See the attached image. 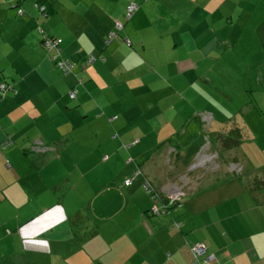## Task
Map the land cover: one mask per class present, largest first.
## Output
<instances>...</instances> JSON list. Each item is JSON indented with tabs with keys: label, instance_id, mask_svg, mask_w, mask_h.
I'll list each match as a JSON object with an SVG mask.
<instances>
[{
	"label": "crops",
	"instance_id": "0c3cea01",
	"mask_svg": "<svg viewBox=\"0 0 264 264\" xmlns=\"http://www.w3.org/2000/svg\"><path fill=\"white\" fill-rule=\"evenodd\" d=\"M130 2L139 6L126 20ZM263 23L264 0H0V79L13 88L0 101V143L10 139L0 153V264H264V188L247 181L264 174V103L245 86L247 76L264 87V73L242 55H264ZM110 31L118 36L106 43ZM42 33L61 38L71 72L46 58ZM88 53L101 59L84 67ZM241 63L251 71L230 74ZM204 75L241 86L236 109L203 113L217 132H242L237 164L251 177L157 172L153 150L181 119L198 128L185 82ZM40 140L54 151L34 152ZM145 178L158 196L184 185L181 206L152 214L162 201ZM195 242L205 246L197 262Z\"/></svg>",
	"mask_w": 264,
	"mask_h": 264
},
{
	"label": "rangeland",
	"instance_id": "374dc122",
	"mask_svg": "<svg viewBox=\"0 0 264 264\" xmlns=\"http://www.w3.org/2000/svg\"><path fill=\"white\" fill-rule=\"evenodd\" d=\"M242 55L245 61L248 62L249 64H252V62L254 61H258L260 70L264 73V55L259 53L258 56V54L252 52L251 53L244 52ZM246 67L247 66L244 63L239 64L237 68H232L230 66L231 69H229V72L230 74L237 75V74H241L242 69H245L246 72L251 71L248 70ZM212 70H214V67H212L211 70L208 71H212ZM219 71L226 73V71L222 70L221 68H219ZM256 77L257 75L255 76V80ZM259 83L260 85H255L252 79L249 82V78L246 76L245 86L247 88H251V90L253 91L252 93L257 96V99L262 100L264 103V94L259 93L257 90L258 88H260V91L261 90L264 91V87L262 81H260ZM177 84H179L180 87L184 86L183 81L179 83L175 82L174 86H176ZM185 90L187 95L189 92L190 93L194 92L196 95V98H188V101L186 103L185 108L187 111H189V113L195 112L194 114H198L199 112H203V111L211 112V110H215L219 112L218 110H220L219 108L220 106H224L226 111H229L228 108H230V106L231 109L233 108L236 109L240 103L238 102L237 92H240L241 86L236 84V82H231V81L218 82L217 79L211 80L209 76L204 75V76H199L197 79L192 78L191 80L185 82ZM205 94L211 97H200V96H204ZM227 94H229V97L227 96ZM186 115H188L187 112L185 113V116ZM190 119H191V122L189 123L190 125L187 126L188 122L185 123L184 118H182L179 124L180 128L178 127L179 131L175 132L174 134H171L173 136L172 141L165 143L164 148L159 147L153 150V152H155L154 159L155 161H157L158 164V166L155 167H159L157 170L159 174H169L170 176L174 174L175 177L177 175H181L185 178L191 177L192 179L194 177L197 176L199 177L200 175L205 174L207 175L208 178H210L211 182H214L216 180H221V179H228V180H233L235 178L238 179L237 178L238 176H241L244 179V177L250 174V172H253V170L251 169L252 167L249 166L246 163V161L245 164L247 165V167L245 168V171L241 172L240 175H234V173L228 171V165L229 163L232 162V160L230 161L227 158V155L229 156L227 151H223L221 147L215 150L211 148V147H216L217 145L220 146L218 142H216L217 144L215 145L214 144L215 141L213 140V135L218 131V129L220 130L219 124L218 126H216L214 125L215 123H213L211 128L210 125L207 127L199 117L197 118L198 128L195 132H193L194 128L192 127L193 126L192 123H194V126H197V121L193 117H191ZM192 138L194 139V142L191 144ZM136 139L138 140H134L132 144L139 142V138ZM150 142L152 143L154 141L151 140ZM158 144L160 145V143ZM199 145H201L200 146L201 149L199 150L200 154L198 156L196 155L197 157L196 158L195 154L193 155L191 149ZM135 146L138 145H134L132 147ZM132 152L137 153L136 151L133 150ZM132 152L129 154L132 156L133 159H135L137 155L133 154ZM230 152L234 153L237 156L240 155V149L237 148L236 146L232 147ZM221 155H223V157ZM139 156H140V152H139ZM203 159L209 163H205L204 165ZM237 162L238 161H235V163ZM191 164H194L196 166L193 168H189ZM218 164L219 167L216 170H213L218 166ZM239 165L241 164L239 163ZM209 166H211V169L209 168ZM147 180L149 181L151 186L155 187V192L158 193L159 192L158 190L160 188L154 185L151 180L149 179ZM263 180H264V175L261 173V175H258V177L254 178L253 180L248 179L247 181L248 184H250L253 183V181L262 182ZM166 188L168 187H165L164 189ZM152 201L157 202L158 200H152Z\"/></svg>",
	"mask_w": 264,
	"mask_h": 264
},
{
	"label": "trees",
	"instance_id": "16d2710c",
	"mask_svg": "<svg viewBox=\"0 0 264 264\" xmlns=\"http://www.w3.org/2000/svg\"><path fill=\"white\" fill-rule=\"evenodd\" d=\"M42 2L40 1V2H35L34 4H33V6L38 10V12L41 14L42 12H43V10H44V5L43 4H41ZM131 3V2H130ZM133 3H135V2H133ZM136 5H137V3H135ZM138 6L139 5H137V7H136V9L132 12V14L129 16V17H126V13H127V10L125 9V19L126 20H128V19H130V17L133 15V13L137 10V8H138ZM127 7V6H126ZM17 14H19V15H22L23 14V9L22 8H18L17 9ZM116 29L117 30H120L121 28H120V23L119 22H117V24H116ZM256 34H257V37H258V40H259V42H261L260 44H261V47L264 49V23L262 24V26L259 28H257L256 29ZM116 36H118V34L116 33V31H110L109 33H108V35H107V37H106V43H108V42H110L111 40H113ZM122 38V37H121ZM123 41H124V43H126V45H129L130 46V44H131V42H130V40L127 38V37H123V39H122ZM50 41V43H56V46H54L52 49H50L49 51H48V48H47V46L45 45L46 44V42H49ZM60 43H61V38H58V37H55V36H53V35H51V34H47V33H42L41 34V40H40V47L43 49V51H44V53H45V56H46V58L49 60V61H51V62H53L57 67H58V62H59V60H67L68 62H70V63H72L71 62V60L70 59H68V58H65L64 56H61V54H60ZM90 56H94L95 58L93 59V62L96 60V59H101V56H95L94 54H92V53H88L87 54V57H86V60L90 57ZM85 63V62H84ZM83 63V64H84ZM73 64V63H72ZM87 66V64H85V66L84 67H86ZM59 68V67H58ZM60 69V68H59ZM63 72V71H62ZM0 81H3V79H0ZM11 90H13V88H12V86H11V89L9 90V91H11ZM7 95V94H6ZM6 97V96H5ZM1 100H3V99H1ZM0 100V101H1ZM201 114H200V117L201 118H203V116L204 115H206L205 113H203V112H200ZM199 115V114H198ZM203 121V120H202ZM207 124H208V122H207ZM242 136H243V134H242V132H240V131H238L237 130V128L235 129V128H231V129H228L227 131H225V132H216L214 135H213V140L215 141V145L217 144L216 142H218L219 144H220V146H216V147H211L212 149H217V148H219V147H221L222 148V150L223 151H227V153L229 154V156L227 155V158L231 161L232 160V162L231 163H234L233 161H238V157H237V155H233V156H231L233 153H231L230 152V150L232 149V147H239V145H240V142H241V139H242ZM41 141V140H40ZM42 143H44L45 145H50V144H48V143H46V142H44V141H41ZM10 143V139L8 138V140H5V141H3L2 143H0V153H1V149L2 148H5L8 144ZM207 144V143H206ZM202 145V144H201ZM201 145H199V146H196V147H193L192 149H191V151H192V153H193V155L195 154H197L198 152H199V150L201 149L200 148V146ZM205 146V145H204ZM204 146H202V147H204ZM37 147V145L35 144V142H32V147L31 148H36ZM207 147H208V145H207ZM54 147H53V149L51 150V152L52 151H54ZM208 149H209V147H208ZM36 152H38V153H40L39 151H36ZM48 152H50V151H48V150H45V151H41V154H44V153H48ZM221 154V153H220ZM222 157H223V155H221ZM105 157V156H104ZM103 157V159H106L107 158V156H106V158H104ZM225 158V157H224ZM6 162V165H8V161L6 160L5 161ZM231 163H229V165H228V167L230 166V164ZM219 167V166H218ZM213 171V170H212ZM260 172H263L264 173V167L260 170ZM241 174V172L239 173V175ZM264 175V174H263ZM259 184H260V187H262V188H264V182L263 183H260L259 182ZM178 186V185H177ZM179 187H182V189L184 190V192H185V195L183 196V198L184 197H186V190L184 189V185H182V186H179ZM152 188H153V190H152V192H155V188H154V186H152ZM145 190V189H144ZM146 191V190H145ZM151 192V193H152ZM148 193V192H147ZM151 193H148V194H151ZM157 195L158 194H152V195H150V197H151V199L152 200H161L162 201V204L160 205L161 207H160V210H159V213L158 214H160V213H164V212H166L169 208H172V207H180L181 206V204H182V199L183 198H181L180 200H178V201H173V202H170V199L168 198V196H165V194L163 193V195H161V196H158L157 197ZM155 205V204H154ZM153 205V206H154ZM153 206L150 208V212L152 213V214H155L156 215V213H154V211L152 210V208H153ZM177 227H180L181 226V222H176V224H175Z\"/></svg>",
	"mask_w": 264,
	"mask_h": 264
},
{
	"label": "built area",
	"instance_id": "2783aa9c",
	"mask_svg": "<svg viewBox=\"0 0 264 264\" xmlns=\"http://www.w3.org/2000/svg\"><path fill=\"white\" fill-rule=\"evenodd\" d=\"M137 5L133 2L129 3L126 7L127 13H126V17H129L132 12L136 9ZM48 48V51L50 49H52L54 46H56V43H50L46 42L45 44ZM95 57L94 56H90L87 59L86 64H91L93 62V59ZM58 67L64 72V73H69L71 72L72 68H73V64L68 62L67 60H59L58 62ZM11 89V85L6 83L5 81H0V100L5 98L7 92ZM69 95L70 97H75L76 95V89H72L69 91ZM203 119L207 122V115L203 116ZM37 145L36 148H32L35 151H45V150H49L50 147H48L47 145H45L44 143H42L41 141H38L35 143ZM200 154V151L196 154L197 156ZM195 155V157H196ZM106 158V156L104 157ZM197 158V157H196ZM204 160V159H203ZM202 160V161H203ZM205 163H209L206 160L203 161V164L205 165ZM195 164V163H194ZM192 164V167H195L196 165ZM219 166V164H218ZM218 166L216 168H214L213 170H216L218 168ZM209 168L211 169V166H209ZM228 171L232 172V173H240L241 172V167L237 164V163H231L230 166L228 167ZM139 172L135 171L134 172V176L137 175ZM132 181V179H126L125 180V184H130V182ZM142 187L146 190V192L151 193L153 188L151 186V184L149 183V181L144 180L142 183ZM164 190V191H163ZM161 193H164L165 196H168V198L170 199V202L173 201H178L181 198H183V196L185 195L184 190L182 189V187H179L177 185H172L166 189H162ZM152 194H156V192H152ZM158 197V195H157ZM161 206H157L154 205L152 210L154 211V213L158 214L159 210H160ZM192 254H193V258L194 261L197 262L199 261V257L201 256V254H203L204 250H205V246L203 243L201 242H195L192 245Z\"/></svg>",
	"mask_w": 264,
	"mask_h": 264
},
{
	"label": "clouds",
	"instance_id": "9594fccd",
	"mask_svg": "<svg viewBox=\"0 0 264 264\" xmlns=\"http://www.w3.org/2000/svg\"><path fill=\"white\" fill-rule=\"evenodd\" d=\"M3 81H5V80H3ZM6 82V81H5ZM7 83V82H6ZM9 84V83H8ZM11 85V84H10ZM12 86V85H11ZM9 92V91H8ZM7 92V93H8ZM202 120H203V122H205V125L208 127V124H207V122H208V120H207V122L202 118ZM48 147H50V149L48 150V151H51L52 149H53V146L52 145H47ZM33 150V149H32ZM34 152H36L35 150H33ZM38 153V152H37ZM41 153V152H40ZM235 163V162H234ZM135 171H138L139 173H140V170H135ZM134 171V172H135ZM134 172H133V174H134ZM139 173L137 174V175H139ZM137 175H135V176H137ZM134 175H132V177L131 178H128V179H132L133 180V178L135 177ZM144 180H147L146 178L144 179ZM143 180V181H144ZM148 181V180H147ZM125 182V181H124ZM132 182V181H131ZM130 182V183H131ZM143 183V182H142ZM125 185H128V184H125ZM144 189V188H143ZM163 189V188H162ZM162 189L160 190V191H162ZM159 191V190H158ZM157 194V193H156ZM151 195V194H150Z\"/></svg>",
	"mask_w": 264,
	"mask_h": 264
}]
</instances>
